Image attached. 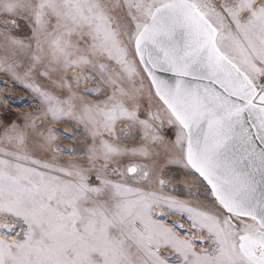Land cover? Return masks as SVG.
<instances>
[{
    "label": "snow or ice",
    "instance_id": "snow-or-ice-1",
    "mask_svg": "<svg viewBox=\"0 0 264 264\" xmlns=\"http://www.w3.org/2000/svg\"><path fill=\"white\" fill-rule=\"evenodd\" d=\"M0 77V264H264V0H0Z\"/></svg>",
    "mask_w": 264,
    "mask_h": 264
},
{
    "label": "rangeland",
    "instance_id": "rangeland-1",
    "mask_svg": "<svg viewBox=\"0 0 264 264\" xmlns=\"http://www.w3.org/2000/svg\"><path fill=\"white\" fill-rule=\"evenodd\" d=\"M0 79H3V77H0ZM9 88H15V85H12L10 82H9ZM7 94H10L13 96V98H17V97H20V96H24L26 99L28 98L27 97V93L24 92L23 89H17L16 91L14 92H9ZM35 105L32 104V105H23L21 107V110H27V111H31L32 108L34 107ZM56 127L58 128H61V129H68L69 131H71V125L70 124H63V125H56ZM59 143L63 144L64 146H71V141H68V140H61L59 141Z\"/></svg>",
    "mask_w": 264,
    "mask_h": 264
}]
</instances>
